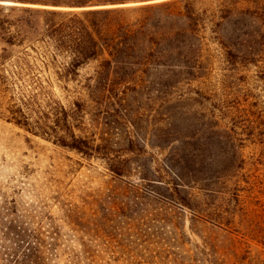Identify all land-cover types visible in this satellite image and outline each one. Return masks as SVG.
I'll return each mask as SVG.
<instances>
[{"label":"rangeland","instance_id":"374dc122","mask_svg":"<svg viewBox=\"0 0 264 264\" xmlns=\"http://www.w3.org/2000/svg\"><path fill=\"white\" fill-rule=\"evenodd\" d=\"M120 1L128 6L165 0ZM0 4L51 7L28 0ZM34 47L15 50L36 56L43 47ZM221 57L212 52L211 59ZM93 69L87 65L80 74L90 76ZM197 73L200 78L179 82L111 86L113 97L93 100L73 92L78 82L67 88L55 83L53 98L65 107L81 98V125L95 145L101 137L110 139L101 149L107 154L86 157L60 146L9 122L0 108V264H19L12 252L18 250L20 227L40 233L44 264H264L262 245L246 230L264 222L260 186L221 182L222 192L213 193L194 184L179 193L162 168L184 135L216 125H236L233 142L244 145L245 172L252 171L249 162L264 161V63L215 62ZM28 89L23 81L0 85V103L6 107L10 96ZM251 129L256 136L242 140ZM113 162L117 172L108 166ZM186 192L192 208L179 203ZM231 195H239L236 209L242 214L219 222L221 212L234 211ZM203 209L215 220L201 214Z\"/></svg>","mask_w":264,"mask_h":264},{"label":"trees","instance_id":"16d2710c","mask_svg":"<svg viewBox=\"0 0 264 264\" xmlns=\"http://www.w3.org/2000/svg\"><path fill=\"white\" fill-rule=\"evenodd\" d=\"M28 1L51 7L0 4V85L23 81L30 86L19 97L10 96L6 107L0 103L2 115L86 157L107 154L101 149L110 139L101 137L95 145L94 135H87L81 125L85 113L81 98L65 107L53 98L55 83L67 88L78 82L81 86L73 89L78 97L105 99L113 97L111 86L197 79L199 70L215 62L232 67L264 63V0H165L128 6L120 0ZM34 43L43 47L36 56L15 50L24 45L35 48ZM213 51L221 59H211ZM87 65L94 67L92 75L81 76ZM218 128L184 135L171 147L162 168L172 177L175 191L200 184L208 192H222L218 183L243 181L260 186L264 194V161L249 162V170L258 175L245 172L248 161L240 151L244 145L233 142L236 125ZM243 134L242 140L256 136L254 129ZM108 166L118 171L117 162ZM238 196L231 195L234 211L226 216L221 212L219 222L242 214L236 209ZM179 203L192 208L187 192ZM200 213L215 220L204 209ZM20 229L15 233L18 250L12 252L13 263L44 264L40 233ZM246 230L264 249V222L251 223ZM30 239L34 243H28Z\"/></svg>","mask_w":264,"mask_h":264}]
</instances>
